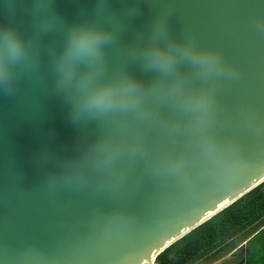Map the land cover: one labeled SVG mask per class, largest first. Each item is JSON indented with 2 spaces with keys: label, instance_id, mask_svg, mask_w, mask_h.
<instances>
[{
  "label": "water",
  "instance_id": "1",
  "mask_svg": "<svg viewBox=\"0 0 264 264\" xmlns=\"http://www.w3.org/2000/svg\"><path fill=\"white\" fill-rule=\"evenodd\" d=\"M155 17L170 34L217 51L237 71L215 91L216 136L241 161L227 179L206 177L194 193L154 178L139 162L121 185L85 173L66 183L56 161L72 159L100 129L78 131L55 92L54 54L75 22L115 25L109 73L150 79L125 54ZM264 0H0V23L34 42L36 66L0 93V264H157L188 234L264 184ZM47 22V23H45ZM47 147L52 159L44 164ZM247 244V241L244 245Z\"/></svg>",
  "mask_w": 264,
  "mask_h": 264
},
{
  "label": "clouds",
  "instance_id": "2",
  "mask_svg": "<svg viewBox=\"0 0 264 264\" xmlns=\"http://www.w3.org/2000/svg\"><path fill=\"white\" fill-rule=\"evenodd\" d=\"M117 35L115 25L75 22L53 56L55 92L68 106V120L78 131L92 124L100 131L74 158L56 161L65 174L50 172L49 180L79 182L88 173L117 187L142 162L154 178L182 191L194 193L206 177L225 181L241 161L215 134V91L237 71L217 51L174 38L166 20L155 17L147 38L125 54V62L139 63L150 79L126 67L110 74L105 50ZM35 66L34 42L0 23V93L13 95L19 74ZM51 159L45 147L40 160Z\"/></svg>",
  "mask_w": 264,
  "mask_h": 264
},
{
  "label": "trees",
  "instance_id": "3",
  "mask_svg": "<svg viewBox=\"0 0 264 264\" xmlns=\"http://www.w3.org/2000/svg\"><path fill=\"white\" fill-rule=\"evenodd\" d=\"M242 238L241 244H247L241 246L237 262L221 264H264V184L175 243L157 264L211 262Z\"/></svg>",
  "mask_w": 264,
  "mask_h": 264
},
{
  "label": "rangeland",
  "instance_id": "4",
  "mask_svg": "<svg viewBox=\"0 0 264 264\" xmlns=\"http://www.w3.org/2000/svg\"><path fill=\"white\" fill-rule=\"evenodd\" d=\"M244 240H245V238H242V239L237 240L234 243H232L229 247H227L226 251H224L218 258L213 260L214 263H213V261H211V262L202 261V262H199L197 264H221L224 262L234 263V261L239 259L242 255L238 252H239L241 246L245 244V243L241 244L242 241H244ZM239 264H243V262L239 263Z\"/></svg>",
  "mask_w": 264,
  "mask_h": 264
},
{
  "label": "flooded vegetation",
  "instance_id": "5",
  "mask_svg": "<svg viewBox=\"0 0 264 264\" xmlns=\"http://www.w3.org/2000/svg\"><path fill=\"white\" fill-rule=\"evenodd\" d=\"M236 262H237V260L234 261V263H236Z\"/></svg>",
  "mask_w": 264,
  "mask_h": 264
}]
</instances>
